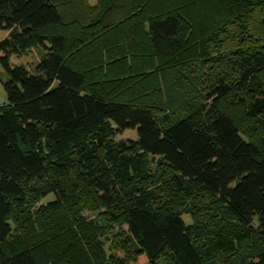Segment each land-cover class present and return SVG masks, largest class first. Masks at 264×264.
Here are the masks:
<instances>
[{
	"label": "trees",
	"instance_id": "1",
	"mask_svg": "<svg viewBox=\"0 0 264 264\" xmlns=\"http://www.w3.org/2000/svg\"><path fill=\"white\" fill-rule=\"evenodd\" d=\"M0 32V264H264V0H0ZM194 190L207 244L168 200ZM76 205L105 224H44Z\"/></svg>",
	"mask_w": 264,
	"mask_h": 264
},
{
	"label": "rangeland",
	"instance_id": "2",
	"mask_svg": "<svg viewBox=\"0 0 264 264\" xmlns=\"http://www.w3.org/2000/svg\"><path fill=\"white\" fill-rule=\"evenodd\" d=\"M88 3L90 5H94L96 3V0H88ZM2 32H0V36ZM43 51L40 47H37L35 49H32V52L27 53L26 55H23L21 57H12L10 59V64L17 65V66H23L27 69H32L33 66L40 60V57L42 55ZM6 81V75L3 72V70L0 67V97L5 103V93L3 89V83ZM135 139V133L133 131H125L120 137L117 139ZM167 173H161L158 175V177L155 180L154 184H160V187L158 189V193L161 192V189L163 188L164 184L169 183L167 178ZM195 194L192 197V199H185L183 197H176V195L171 196L168 200H172V202H176L180 204V206L183 208V210L188 209L190 214L182 213L183 219L188 223L191 224L195 229L199 230L201 232L200 235V241H203L204 244L209 243L208 239H205L206 236H210L214 230L220 231L218 228L223 229L222 227H225L228 225V218L226 219V214L224 213V210L222 208L217 207L213 202L212 199H210L206 194L202 191L194 190ZM53 196H49L48 199H52ZM165 195L161 194L159 195V200H164ZM86 204H88L86 202ZM68 208V210H67ZM101 211L96 210H90L88 207L84 205H76V206H67L66 210L59 212L57 216H55L54 220H46L47 223H44L45 225L50 224L49 226H53L54 228L59 225L60 223L64 225H69L71 222L74 223V226L79 223L80 226H82L83 229L88 227V221H95L99 223L100 225H104V220L100 217ZM37 215V219L39 221L43 220L44 216H40L39 214L33 213V216L30 214L31 220L29 222L30 224H33V226L28 230L29 234H36L37 237L41 236L38 234L40 229L35 223L34 219ZM34 217V218H33ZM87 221V222H86ZM86 222V223H85ZM126 231V227H119L117 225H106V236H109L112 240V246L109 247L108 253L113 252L115 257H117L119 254L118 250L120 248V245L122 244V236L121 233H124ZM114 234H118L116 236H113ZM42 237V236H41ZM258 247V243L256 242V237H253L249 240V242L244 246L243 250L238 252L235 257H233V260L247 257V255L251 254V248L252 247ZM107 248V247H106ZM107 251V250H106ZM100 258L92 257L90 259V264H98L100 262ZM160 264H168V262L161 260Z\"/></svg>",
	"mask_w": 264,
	"mask_h": 264
},
{
	"label": "crops",
	"instance_id": "3",
	"mask_svg": "<svg viewBox=\"0 0 264 264\" xmlns=\"http://www.w3.org/2000/svg\"><path fill=\"white\" fill-rule=\"evenodd\" d=\"M2 35L0 36V39H2L3 37H5L6 36V33H1ZM1 96V95H0ZM0 100H2V98L0 97ZM5 103H4V101H0V106H2V105H4Z\"/></svg>",
	"mask_w": 264,
	"mask_h": 264
}]
</instances>
